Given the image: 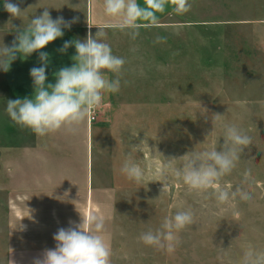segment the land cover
I'll list each match as a JSON object with an SVG mask.
<instances>
[{"label": "rangeland", "instance_id": "374dc122", "mask_svg": "<svg viewBox=\"0 0 264 264\" xmlns=\"http://www.w3.org/2000/svg\"><path fill=\"white\" fill-rule=\"evenodd\" d=\"M188 3V12L140 27L135 39L131 29L105 30L104 42L126 63L119 74L109 73L110 78L119 76L121 89L105 93V108L96 117L108 126L100 137L94 123L89 134L79 125L75 133L61 128L39 136L49 160L35 176L44 181L48 176L70 178L84 187H95L99 176L111 185L108 191H96L99 197L108 194L110 204L101 207L95 200L93 210H109L111 264H240L248 242L264 250V0ZM3 5L0 0V24L16 22L8 20ZM36 15L31 9L29 17ZM72 16L78 17L73 30L83 37L85 17L80 12ZM157 37L166 40L156 42ZM17 98L0 74V264L5 263V246L15 241L5 231L14 226L11 209L19 208L9 201L18 190L8 187L22 181L20 142L12 147L13 134L6 137L11 129L14 135L15 130L21 133L6 112L7 100ZM107 100L111 107L105 106ZM228 125L244 130L253 142L219 183L230 192L239 188L251 199L237 195L220 204L213 190H190L172 170L193 151L220 150ZM129 156L142 168L152 166L140 184L120 171ZM165 163L172 168L165 181L168 189L162 192L155 168ZM109 164L110 173L100 175ZM248 169L251 179L245 182ZM75 194L81 202V192ZM50 206L45 204L48 214ZM78 208L80 212V203ZM186 210L193 213L194 223L176 233L180 243L173 253L139 239L158 229L165 217Z\"/></svg>", "mask_w": 264, "mask_h": 264}, {"label": "clouds", "instance_id": "9594fccd", "mask_svg": "<svg viewBox=\"0 0 264 264\" xmlns=\"http://www.w3.org/2000/svg\"><path fill=\"white\" fill-rule=\"evenodd\" d=\"M175 11L179 14L190 10L188 0H172ZM23 0H4V10L12 17H20L23 9L20 5ZM167 0H146L148 8H142L137 0H104V11L110 17L118 18L117 23L98 26L99 30L93 36L92 24H88L89 32L85 39L66 40L57 49L60 53H67L69 47H75L74 63L71 66L60 68L54 73L56 82L46 83V70L50 64V54L43 49L50 42L64 36V29H70L78 22V17L65 20L58 16L53 19L48 7L31 19L26 28L14 29L17 32L11 45L0 47V70H10L11 63L18 56L28 57L39 51L40 66L30 69V76L34 85L31 97L7 100L6 112L10 118L24 128H29L37 136L65 128L71 133L78 130V126L89 119L94 109L101 106L105 93L119 92L121 81L119 76L110 78L106 72L119 74L125 59L113 54L111 46L104 42L105 28L131 29V38L139 35L141 20H150L156 24L155 11H164ZM152 9V11H149ZM166 40V37H157L156 42ZM106 70V71H105ZM252 138L235 125L225 126V142L220 150L212 148L201 152L193 151L184 155V161L179 169H173V175L182 179L190 190H213L216 200L220 204L227 203L230 198L239 195L240 199H251L249 193L229 190L220 186L219 181L236 167L240 155L246 147L252 144ZM139 150L138 146H133ZM151 165L142 168L129 156L120 171L129 180L140 184L151 171ZM170 163L157 165L155 175L163 182V191L168 189L165 182ZM244 181L251 179V170H245ZM231 188V185L228 186ZM194 223L193 213L190 210L177 211L172 217H165L158 229L141 233L139 239L149 246L165 250L171 254L176 250L180 241L177 232ZM105 218L96 211L83 217L80 223L61 227L53 235L56 241L54 248L45 249L41 257L33 259V264H111V247L100 233L104 230ZM16 264L15 260H10ZM240 264H264V250L258 249L248 242L244 245Z\"/></svg>", "mask_w": 264, "mask_h": 264}, {"label": "crops", "instance_id": "0c3cea01", "mask_svg": "<svg viewBox=\"0 0 264 264\" xmlns=\"http://www.w3.org/2000/svg\"><path fill=\"white\" fill-rule=\"evenodd\" d=\"M137 2L142 8H148L146 0H137ZM20 7L23 11L19 18L12 17L9 14L8 20L16 22L0 24V47H3V43L5 45H11L17 35L13 26H15L16 29L26 28L28 26L31 19L35 17H29L31 9H33V13L40 15L41 13L37 11V9L43 12L44 7H48L50 13L62 14L65 20H71L74 17L72 14H77L79 12L85 17L83 37L79 36L72 27L70 29H64L65 34L63 37L57 38L55 41L50 42L43 49L39 50L50 54V64L46 70L48 77L46 83L50 82L54 84L56 82L54 73L60 68L71 66L74 63L72 60L76 52L74 46L69 47L66 54L57 51V49L63 45L64 41L85 39L89 32L88 24L94 25L91 28V32L94 36L99 30L98 26L95 25L103 27L118 22V18L110 17L105 13L104 0H23ZM175 7L172 0H167L164 11H155L156 24H151L150 20H141L139 23L147 26L161 24L167 17L176 12ZM149 11H152V9H149ZM1 16L2 14H0V17ZM0 20L2 19L0 18ZM24 20L29 22L23 24ZM72 26H77V24L74 23ZM109 29L111 28L106 27L104 30ZM39 51L32 53L28 57L18 56L17 59L11 63L10 70L7 72L0 70L4 85L19 98L31 97L34 93V85L29 72L32 67H38L41 64L38 58ZM106 75L110 76L108 72H106ZM107 105L110 107L112 106L109 100L105 102V106ZM103 108L105 107L101 104V106L92 113V117L81 124L86 134L92 131L93 123L95 124L97 137L101 136L98 134L99 131L102 134V130H105L104 128L108 126L98 121L99 117H96L100 115L99 112ZM20 131L21 133H18L19 131L15 130L16 133L14 135L11 129L9 135L6 136L10 137L11 134H13L11 141L12 147H15V144L20 142L22 181L18 187H8L12 190H18L10 196L13 199H9V201L12 202V205L19 208L11 209L10 221L15 227L10 225L5 229L7 232V239L9 237V240L15 241L6 245L4 248V264H11L10 260H15L16 264H33V259L41 257L45 249L55 247L56 241H54L53 235L59 228H67L73 223H80L83 217H87L89 213L93 212L95 204H97L95 200L98 201L101 207L103 204L108 205L111 202L107 201L109 200L108 194L105 197H99L96 194L97 190L103 193L104 190L108 191L112 188L109 183L104 185V181L100 182L99 176L97 177L95 187H93L92 183L84 187L81 183L70 181V178H62L57 181L56 177L52 178L48 176L46 181H44L40 179L39 176H35V170L39 168L41 164L44 165L45 161L49 160V158L48 155L45 154L47 152L39 136L33 133L29 128L21 127ZM107 168L108 169L105 171L104 169L101 170L100 175L110 173V164ZM30 173H33L31 178L29 175ZM76 191H80V196L83 197L81 202H79L82 206L80 212L78 208L79 203L75 194ZM45 204L51 205L49 214ZM100 214L105 218L104 230L100 235H102L108 243L110 231L109 210H101ZM4 227L3 223L2 228L4 229ZM4 238L5 236L3 239Z\"/></svg>", "mask_w": 264, "mask_h": 264}, {"label": "built area", "instance_id": "2783aa9c", "mask_svg": "<svg viewBox=\"0 0 264 264\" xmlns=\"http://www.w3.org/2000/svg\"><path fill=\"white\" fill-rule=\"evenodd\" d=\"M95 112V109L93 110V112L92 113H94ZM91 117H92V115H91Z\"/></svg>", "mask_w": 264, "mask_h": 264}]
</instances>
